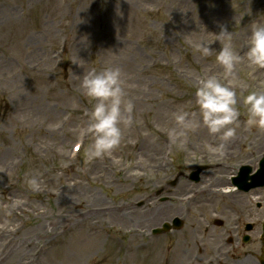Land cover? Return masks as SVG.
Segmentation results:
<instances>
[{
	"label": "rangeland",
	"instance_id": "374dc122",
	"mask_svg": "<svg viewBox=\"0 0 264 264\" xmlns=\"http://www.w3.org/2000/svg\"><path fill=\"white\" fill-rule=\"evenodd\" d=\"M253 20L264 22V0H0V160L6 159L0 162V214L8 195L4 168L16 155V184L31 199L19 223L23 238H36L29 233L38 223H56L42 247L45 264H82L87 256L92 259L84 264H261L264 189L221 200L208 186L242 166L257 169L264 155V130L245 129L242 99L264 91V68L245 57L226 78L216 61L221 26L244 57ZM200 42L210 44L211 55L195 50ZM108 66L122 70L126 99L134 104L132 124L121 125V144L111 154L86 163L91 140L80 144L75 130L86 126L92 104L79 85L87 71ZM210 75L231 80L239 101L241 126L227 154L207 151L206 144L220 141L203 125L188 132L182 147L157 143L179 127L173 113L198 111L196 87ZM199 165L208 169L196 185L187 178ZM32 177L39 191L29 187ZM196 191L200 195L191 198ZM84 207L106 211L92 216L103 228V236L96 227L88 238L97 248L82 253L71 244L81 238V227L74 226ZM174 216L184 223L180 231L152 235ZM236 218L255 229L246 246L235 234L233 251L222 237ZM218 220L222 227L215 226Z\"/></svg>",
	"mask_w": 264,
	"mask_h": 264
},
{
	"label": "clouds",
	"instance_id": "9594fccd",
	"mask_svg": "<svg viewBox=\"0 0 264 264\" xmlns=\"http://www.w3.org/2000/svg\"><path fill=\"white\" fill-rule=\"evenodd\" d=\"M216 41L221 45L216 61L223 67L226 78L235 76L236 66L245 57L250 66L264 68V22L252 21L244 57L233 47L232 32L225 26H221L220 32L216 34ZM188 43L191 44V41ZM195 50L202 56H209L213 48L207 42H200L195 45ZM73 63L78 64L76 61ZM231 83V80L224 83L215 75L199 80L195 91L198 111L189 112L181 108L173 113L179 127L169 130V140L182 147L188 132L203 125L210 135L217 136L220 141L215 146L206 144L207 151L213 155H223L227 143L236 136L241 126V113L237 107L239 101ZM79 87L92 104L87 112L86 126L75 130L80 144L83 145L87 138L91 140L90 144L85 145L87 163L111 154L121 144V125L127 127L132 124L134 104L126 99L122 70L119 67L108 66L100 70L93 68L83 74ZM242 99L247 109V118L243 122L245 129L255 127L264 130V91H251ZM72 107L77 109L79 105L73 103ZM114 163L118 161L114 160ZM27 183L33 191L40 190V182L35 177L29 178Z\"/></svg>",
	"mask_w": 264,
	"mask_h": 264
},
{
	"label": "bare ground",
	"instance_id": "6f19581e",
	"mask_svg": "<svg viewBox=\"0 0 264 264\" xmlns=\"http://www.w3.org/2000/svg\"><path fill=\"white\" fill-rule=\"evenodd\" d=\"M206 131L207 130H204L205 133ZM169 141V137L168 135H166L165 139L160 138L156 142L168 143ZM147 152L149 155V161H153L155 159V152L153 150L152 152ZM16 159V155L10 156V161L4 168L7 169V173L3 174L5 181V188L3 190V193L8 195L5 197V205L1 210L4 214H0V264H45L47 262L46 260H48L47 257H45L47 253H44L42 247L45 240L50 236L51 232H54L53 227H56V223L51 222L48 223L47 226L38 223L36 229H33V231L29 233V236L38 234L37 237L34 239L23 238L26 229L19 227V223L23 221L25 214L28 213L26 205L27 202L31 199L28 191L26 190V187L18 186L16 184L17 182L15 180L19 181L14 170V166H16ZM0 162H5L6 164L5 157H3ZM160 166L162 167L161 163ZM20 180L25 183L24 178ZM212 188L216 190V194L219 195L221 199L227 200L231 197L233 198L236 195V191L231 186V174L228 173L222 174L217 179H215V181H213ZM199 195V193H195L192 197L195 198ZM84 209L85 210L83 211V213H80L82 221L76 223L77 225L74 226V228H76L77 226L81 227L78 230L81 231V238L76 237V239L74 240L75 244H71V247L81 250L82 253L86 251L91 252L97 248L96 245L88 241V238L92 237V233H94L95 231L94 228L97 227V223L99 222L98 220L92 218V216L94 215L95 217H98L100 214L104 213L103 211H106V209L100 210L98 208L93 210L84 207ZM123 210H125V208L121 207L117 211H120L121 214H123ZM140 215L145 223L150 220L144 212L140 213ZM51 220H53V218H51ZM96 230L98 234L103 236L102 227H97ZM67 256L70 258L73 255L68 254ZM91 259V257L87 256L83 259L82 264L90 261ZM213 263L214 262L210 264Z\"/></svg>",
	"mask_w": 264,
	"mask_h": 264
},
{
	"label": "water",
	"instance_id": "95a60500",
	"mask_svg": "<svg viewBox=\"0 0 264 264\" xmlns=\"http://www.w3.org/2000/svg\"><path fill=\"white\" fill-rule=\"evenodd\" d=\"M264 162V161H263ZM245 170V169H244ZM243 170V171H244ZM247 172H243L242 173V177H240L241 179H239V182L241 183L242 179H245V176L248 175L251 172V169H247ZM255 182L253 187H257V186H264V163L261 166V170L260 172L254 177ZM239 186H241V184L237 183ZM247 190V189H246Z\"/></svg>",
	"mask_w": 264,
	"mask_h": 264
}]
</instances>
